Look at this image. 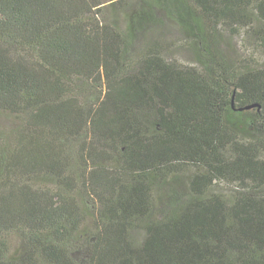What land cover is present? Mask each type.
Segmentation results:
<instances>
[{"label":"trees","instance_id":"16d2710c","mask_svg":"<svg viewBox=\"0 0 264 264\" xmlns=\"http://www.w3.org/2000/svg\"><path fill=\"white\" fill-rule=\"evenodd\" d=\"M157 8L193 65L134 50ZM243 26L264 52V0H0V264H264V65L219 48Z\"/></svg>","mask_w":264,"mask_h":264},{"label":"rangeland","instance_id":"374dc122","mask_svg":"<svg viewBox=\"0 0 264 264\" xmlns=\"http://www.w3.org/2000/svg\"><path fill=\"white\" fill-rule=\"evenodd\" d=\"M135 3H137V1ZM113 8L114 7L110 6L108 3H105L101 18L116 22L117 25H119V27L122 29L125 27L126 23L125 12L122 8L115 7L114 11ZM154 20V24L156 25L149 24L148 27L143 28V31L135 36V39H133L134 50L138 51L140 46H143L149 39L154 37L156 30H159L158 32L164 39L165 43L168 44V46L165 48L166 51L164 52L166 54L165 57L171 58L177 61V63L183 65H193L195 63V59L192 56L191 51H189L184 46L187 42V39L185 38L184 32L180 30L179 26L173 20H171V18L168 17L161 8L156 9ZM247 31H249L248 27L243 26L239 28L237 35L235 36H229L226 33H222L221 39L219 41V48L221 51L225 52V54L229 55L230 58H242L251 55L255 59L259 60L258 62H260V64L264 65L263 49L259 48L255 44L256 39L248 34ZM187 173H189V171L183 174L181 177L185 178ZM173 183L177 186V189L180 192H186L184 188L186 186V182L184 179L175 180ZM211 190L214 193H219L229 197L236 191L240 190V185L237 181L226 182L224 180H217L215 182V186L212 187ZM262 191L264 192V186L262 187ZM156 203L155 209H164V207H162L164 206L163 203ZM132 237L138 242L142 238V232L138 228L134 229L132 232Z\"/></svg>","mask_w":264,"mask_h":264},{"label":"water","instance_id":"95a60500","mask_svg":"<svg viewBox=\"0 0 264 264\" xmlns=\"http://www.w3.org/2000/svg\"><path fill=\"white\" fill-rule=\"evenodd\" d=\"M239 109H241V108H239Z\"/></svg>","mask_w":264,"mask_h":264}]
</instances>
